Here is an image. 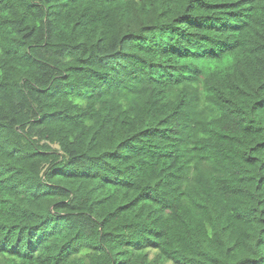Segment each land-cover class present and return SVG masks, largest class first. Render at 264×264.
<instances>
[{
  "label": "trees",
  "instance_id": "trees-1",
  "mask_svg": "<svg viewBox=\"0 0 264 264\" xmlns=\"http://www.w3.org/2000/svg\"><path fill=\"white\" fill-rule=\"evenodd\" d=\"M0 264H264V0H0Z\"/></svg>",
  "mask_w": 264,
  "mask_h": 264
}]
</instances>
